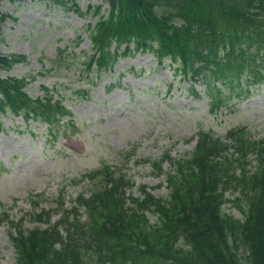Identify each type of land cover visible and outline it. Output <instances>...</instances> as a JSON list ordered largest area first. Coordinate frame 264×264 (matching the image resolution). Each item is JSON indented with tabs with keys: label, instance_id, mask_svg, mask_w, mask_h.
<instances>
[{
	"label": "trees",
	"instance_id": "trees-1",
	"mask_svg": "<svg viewBox=\"0 0 264 264\" xmlns=\"http://www.w3.org/2000/svg\"><path fill=\"white\" fill-rule=\"evenodd\" d=\"M104 1L109 12L100 15L98 6L92 11L95 23L87 25L88 73L111 68L134 43L135 51L154 52L161 63L169 58L177 72L200 81L212 111L264 83V0ZM4 20L3 15L0 29ZM25 60V54H0V68ZM35 78L0 75V110L40 118L52 134L68 123L76 132L73 119L63 121L71 110L47 86L43 96L28 93ZM191 89L200 97L194 83ZM166 159V196L146 185L139 195L128 192L133 178L104 162L80 174L88 187L57 221L50 223V211L36 215L45 216L47 227L25 228L3 209L0 221L10 225L16 264H264V137L245 125L230 128L224 139L201 129L188 153L165 152L161 159L138 162H150L160 174ZM228 201L242 217L224 210Z\"/></svg>",
	"mask_w": 264,
	"mask_h": 264
},
{
	"label": "rangeland",
	"instance_id": "rangeland-1",
	"mask_svg": "<svg viewBox=\"0 0 264 264\" xmlns=\"http://www.w3.org/2000/svg\"><path fill=\"white\" fill-rule=\"evenodd\" d=\"M98 5L101 14H107L109 4L102 0H0V18L6 15L0 53L27 56L0 73L37 74L27 87L29 93L44 95L43 86H48L73 112L64 119H73L79 127L73 132L68 124L52 134L41 119L25 120L23 115L0 111L5 126L0 131V212L5 205L25 228L47 227L45 216L43 220L36 216L47 211L51 222L57 221L88 186L87 180H79L80 174L103 161L131 175L135 186L130 192L139 195L145 184L165 196L166 174L157 175L151 164L136 159H159L165 151L184 155L195 147L200 128L224 137L229 128L246 125L264 137V84L251 96L212 111L204 92L201 97L191 92L193 79L177 74L170 59L160 64L151 52L132 50L112 68L88 74L83 64L91 53L87 25L96 17L86 12ZM196 85L203 87L200 81ZM79 87H90L88 98L76 91ZM132 148L135 155L128 158ZM164 168H169L167 161ZM224 210L243 215L233 201L225 203ZM8 229L6 220L0 222V264H16Z\"/></svg>",
	"mask_w": 264,
	"mask_h": 264
}]
</instances>
